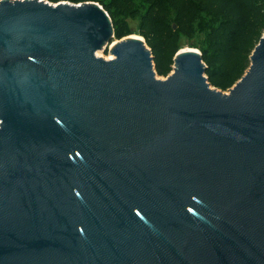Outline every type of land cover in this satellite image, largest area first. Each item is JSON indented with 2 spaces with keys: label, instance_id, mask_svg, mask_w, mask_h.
<instances>
[{
  "label": "water",
  "instance_id": "water-1",
  "mask_svg": "<svg viewBox=\"0 0 264 264\" xmlns=\"http://www.w3.org/2000/svg\"><path fill=\"white\" fill-rule=\"evenodd\" d=\"M114 38L99 3L0 0V264H264V34L228 92Z\"/></svg>",
  "mask_w": 264,
  "mask_h": 264
},
{
  "label": "trees",
  "instance_id": "trees-1",
  "mask_svg": "<svg viewBox=\"0 0 264 264\" xmlns=\"http://www.w3.org/2000/svg\"><path fill=\"white\" fill-rule=\"evenodd\" d=\"M57 4L99 3L111 17L115 39L133 34L130 21L154 57L156 73L167 77L182 37L205 31L202 57L210 84L228 91L250 66L264 34V0H47ZM176 25V29H174Z\"/></svg>",
  "mask_w": 264,
  "mask_h": 264
},
{
  "label": "rangeland",
  "instance_id": "rangeland-1",
  "mask_svg": "<svg viewBox=\"0 0 264 264\" xmlns=\"http://www.w3.org/2000/svg\"><path fill=\"white\" fill-rule=\"evenodd\" d=\"M129 24H130L131 29L133 30L132 36L137 35V36L141 37L139 34V31H138L139 21H130ZM205 35H206L205 31H201V32H198L196 37L192 40H188L187 38L182 37L180 40V43H179L180 50L185 49V48L186 49L192 48V49H195V50L202 53V46H203V41L205 39ZM117 41H119V40L114 38L113 42L111 44L107 45L104 49L98 51L97 52L98 57H102L104 59L113 58V56L111 55V46H112V44L116 43ZM156 75L159 79H162V80L166 78L164 76H159L158 74H156ZM225 92H228V91H225Z\"/></svg>",
  "mask_w": 264,
  "mask_h": 264
},
{
  "label": "bare ground",
  "instance_id": "bare-ground-1",
  "mask_svg": "<svg viewBox=\"0 0 264 264\" xmlns=\"http://www.w3.org/2000/svg\"><path fill=\"white\" fill-rule=\"evenodd\" d=\"M133 38H140L139 36H137V35H134V36H132ZM184 50H187L186 48L185 49H181V51H184ZM98 56V55H97ZM110 59H112V58H109V59H107V60H110Z\"/></svg>",
  "mask_w": 264,
  "mask_h": 264
}]
</instances>
